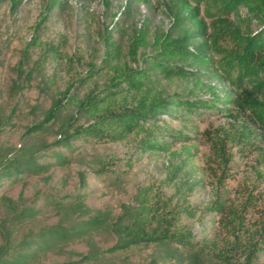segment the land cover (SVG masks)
Listing matches in <instances>:
<instances>
[{
	"label": "rangeland",
	"instance_id": "rangeland-1",
	"mask_svg": "<svg viewBox=\"0 0 264 264\" xmlns=\"http://www.w3.org/2000/svg\"><path fill=\"white\" fill-rule=\"evenodd\" d=\"M191 4L212 33L216 6ZM172 5L0 0V264H189L175 243L107 251L117 241L113 224L123 208L135 213L141 200L176 209L177 226L192 232L195 245L248 244L264 212V135L253 111L222 102L241 93L223 57L210 51L204 66H190L193 76L146 83L140 91L117 85L148 66L156 38L169 31ZM226 17L242 33L262 27L243 6ZM218 38L220 46L230 44ZM255 96L264 100V91ZM153 98L214 105L177 107L114 140L62 141L63 132L93 121V100L101 113ZM57 101L56 115L45 121ZM152 140L162 148L148 147ZM248 196L252 204L245 205ZM216 201L246 206L239 229L210 210ZM52 226L69 235L48 236ZM253 264H264V250Z\"/></svg>",
	"mask_w": 264,
	"mask_h": 264
},
{
	"label": "trees",
	"instance_id": "trees-1",
	"mask_svg": "<svg viewBox=\"0 0 264 264\" xmlns=\"http://www.w3.org/2000/svg\"><path fill=\"white\" fill-rule=\"evenodd\" d=\"M173 8V17L169 31L163 32L155 40L156 50L154 57L150 58L145 69L132 70L125 75L117 85L125 82L130 90L140 91L146 83L160 80H172L178 77L193 76L192 64L205 65L210 60V51H215L225 62L226 71L231 81L241 88V93L236 98H226L223 101L238 106V109L247 107L254 112L259 121L261 135H264V100L256 98V94L264 91V0H170ZM191 2L204 3L207 7H215L216 21L212 25L213 32L208 33L202 19L198 17V8H194ZM171 6V5H170ZM243 6L246 12L253 16L262 26L255 33H242L238 28L231 27V21L226 15ZM187 22L195 28L191 32L185 25ZM225 35L229 40L228 45L220 46L219 36ZM194 39L198 40L194 44ZM222 59V58H221ZM118 93V92H116ZM214 98L217 99L212 91ZM109 92V95H114ZM227 97L229 95H226ZM230 97V96H229ZM209 102V101H208ZM61 102L57 101L48 110L45 121L51 120L57 113ZM213 106V102L197 100H171L153 98L146 103L140 100L136 106H119V108L105 107L101 113H96L95 100L90 102L89 112H92L93 121L86 126L77 125L72 132L65 131L62 141L67 143L71 138L80 135L95 138L97 140H114L123 137L137 129L142 123L155 120L163 113H171L177 107H184L191 111L194 107ZM170 107V109H168ZM94 110V111H93ZM40 126H32L36 129ZM148 147H157L154 140L147 141ZM14 160V163H19ZM20 164V163H19ZM253 196H248L245 205L252 204ZM223 221L234 228L239 229L243 223L240 212L246 211V206L241 209L226 207L221 201H216L210 206ZM190 216L193 214L185 208ZM177 210H166V204H147L141 200L135 213L129 207H124L123 212L113 224L117 234V241L107 251L125 249L132 245L143 243H175L176 251L189 255V264H253V260L259 252L264 250V212L261 220L255 227V232L250 233L247 245L240 247L234 242V246L217 248L216 245L198 244L193 242L192 232L179 228L176 224ZM70 230L52 226L47 229V235H69ZM257 235V241H253ZM237 239V237L235 236ZM98 252L90 256L95 257ZM90 256H83L87 259ZM242 257V260H240Z\"/></svg>",
	"mask_w": 264,
	"mask_h": 264
}]
</instances>
